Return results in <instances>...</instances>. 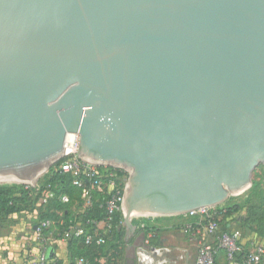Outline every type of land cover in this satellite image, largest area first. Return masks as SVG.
<instances>
[{
    "label": "water",
    "instance_id": "water-1",
    "mask_svg": "<svg viewBox=\"0 0 264 264\" xmlns=\"http://www.w3.org/2000/svg\"><path fill=\"white\" fill-rule=\"evenodd\" d=\"M129 173L134 217L214 209L264 167V0H0V185Z\"/></svg>",
    "mask_w": 264,
    "mask_h": 264
},
{
    "label": "built area",
    "instance_id": "built-area-1",
    "mask_svg": "<svg viewBox=\"0 0 264 264\" xmlns=\"http://www.w3.org/2000/svg\"><path fill=\"white\" fill-rule=\"evenodd\" d=\"M78 145L79 138L74 134L71 146L64 150V158L51 168L54 171L72 176L73 185L80 190L81 211L90 206L94 199L93 192L100 193L103 195L99 200L102 201L100 207L105 209L108 216L113 213H120L124 224L121 201L129 173L120 169L97 167L81 160L78 157ZM38 182L30 187H37ZM84 182L89 185L86 186ZM53 198L54 194L46 189L37 204L46 205L47 201ZM57 199L61 203L68 202L67 196L59 195ZM213 211L214 209H200L183 215L188 221L185 222L182 232L188 242L196 249L194 264H264V243L253 240L250 244L245 245L240 231L230 229L226 231L213 221ZM134 219L140 222L143 219L154 218L134 217ZM60 224L62 223L60 222ZM87 224L92 225L91 222H87ZM93 224V231H102L106 226L103 221L93 222ZM140 226L143 225L140 224ZM45 231L48 232L45 233ZM52 231H57V229L54 223L48 219L38 221L35 224V244L26 258V264H50L48 262L49 251L52 247V240H54L52 239ZM67 231L60 240L64 241L66 237L73 235L84 238L86 244L92 242V237L87 233L89 230L79 221L73 222ZM57 236L59 237V234ZM95 243L104 244L105 241L99 237ZM241 254L243 255L240 256ZM220 255H223L222 262L218 261ZM76 264H84V262L80 259L76 260Z\"/></svg>",
    "mask_w": 264,
    "mask_h": 264
},
{
    "label": "trees",
    "instance_id": "trees-1",
    "mask_svg": "<svg viewBox=\"0 0 264 264\" xmlns=\"http://www.w3.org/2000/svg\"><path fill=\"white\" fill-rule=\"evenodd\" d=\"M84 184L86 186L89 185L86 182ZM46 189H49L54 194V198L48 200L46 205H38V200ZM254 190H257V186H255ZM59 195L67 196L68 202L61 203L58 201L57 196ZM93 196L94 199L90 206L81 211L80 190L73 185L72 176L54 171L51 168L35 188L26 185H0V225L7 223L15 216L34 213L36 220L33 226L38 221L48 219L54 223L57 229L55 233L59 234L58 238L60 239L65 236L68 232V227L73 222L79 221L89 230L87 233L92 237V242L86 244L84 238L73 235L66 237L64 243L68 252L67 262H63L54 256L48 257V262L50 264H76V260L81 259L84 264H120L121 256L124 252L123 236L125 231H127L123 224L122 216L120 213H113L108 216L105 209L100 207L102 201L99 200L103 195L93 192ZM97 199L98 201H96ZM241 211L242 209L238 205L226 204L218 206L214 208L213 221L227 231L228 225L232 221L239 220L242 225V229H239V231L245 245H248L251 240L244 238L243 230L249 226V218H242ZM253 211V208H250L249 214L253 215ZM109 217L110 220H108ZM178 218H185V216H178ZM149 220L151 219H143L140 222L134 220L132 222L135 226L134 231L137 233V244L144 245L145 243L150 244L154 240L156 241L157 235L155 231L157 230L149 225ZM100 221L106 224L104 230L93 231V222ZM87 222H91L92 225L87 224ZM140 224L143 226H140ZM99 237L105 241L104 244L95 243V240ZM258 241L264 243V240L259 239Z\"/></svg>",
    "mask_w": 264,
    "mask_h": 264
},
{
    "label": "crops",
    "instance_id": "crops-1",
    "mask_svg": "<svg viewBox=\"0 0 264 264\" xmlns=\"http://www.w3.org/2000/svg\"><path fill=\"white\" fill-rule=\"evenodd\" d=\"M35 220L34 213L21 214L0 225V264H26V258L35 244ZM187 221L178 217L149 220V225L157 230V239L150 244L145 243L146 246L137 244L136 231H125L120 264H189V254L194 248L182 232ZM231 226L232 223L228 225V230H232ZM52 239L49 257L67 262L68 252L64 241L58 238L55 231H52ZM218 261H223V255Z\"/></svg>",
    "mask_w": 264,
    "mask_h": 264
},
{
    "label": "rangeland",
    "instance_id": "rangeland-1",
    "mask_svg": "<svg viewBox=\"0 0 264 264\" xmlns=\"http://www.w3.org/2000/svg\"><path fill=\"white\" fill-rule=\"evenodd\" d=\"M255 186H257V190H254ZM226 204L238 205L242 209L241 217L249 218V226H247L246 229L243 230L245 239H250L251 241L259 239L264 240V167L260 166L254 171L252 176V184L247 191L240 195L230 197L225 203L220 206ZM250 208H253L254 210L253 215L249 214ZM134 220H132V222ZM231 223L233 224V227L231 226L233 231H239V229H242V225L239 220L232 221ZM189 255V264H194L196 249H192V252Z\"/></svg>",
    "mask_w": 264,
    "mask_h": 264
},
{
    "label": "bare ground",
    "instance_id": "bare-ground-1",
    "mask_svg": "<svg viewBox=\"0 0 264 264\" xmlns=\"http://www.w3.org/2000/svg\"><path fill=\"white\" fill-rule=\"evenodd\" d=\"M74 138V137H73Z\"/></svg>",
    "mask_w": 264,
    "mask_h": 264
}]
</instances>
